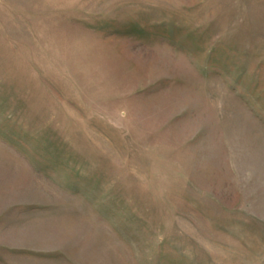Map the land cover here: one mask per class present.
<instances>
[{
    "label": "rangeland",
    "instance_id": "obj_1",
    "mask_svg": "<svg viewBox=\"0 0 264 264\" xmlns=\"http://www.w3.org/2000/svg\"><path fill=\"white\" fill-rule=\"evenodd\" d=\"M0 264H264V0H0Z\"/></svg>",
    "mask_w": 264,
    "mask_h": 264
}]
</instances>
